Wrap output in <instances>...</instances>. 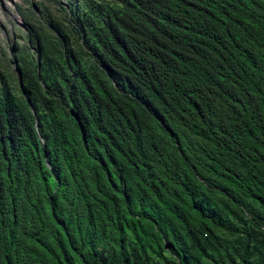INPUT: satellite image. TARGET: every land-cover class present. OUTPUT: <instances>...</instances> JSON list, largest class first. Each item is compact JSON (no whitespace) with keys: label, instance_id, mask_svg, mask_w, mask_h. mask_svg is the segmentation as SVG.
<instances>
[{"label":"trees","instance_id":"1","mask_svg":"<svg viewBox=\"0 0 264 264\" xmlns=\"http://www.w3.org/2000/svg\"><path fill=\"white\" fill-rule=\"evenodd\" d=\"M71 2L0 69V264H264V0Z\"/></svg>","mask_w":264,"mask_h":264},{"label":"rangeland","instance_id":"2","mask_svg":"<svg viewBox=\"0 0 264 264\" xmlns=\"http://www.w3.org/2000/svg\"><path fill=\"white\" fill-rule=\"evenodd\" d=\"M70 3L71 0H0V69H7L12 77L17 78L14 55L18 51L14 47L17 44L28 45L27 26L23 19L25 12L22 13L18 6H26L27 11L32 9L33 15L35 13L37 18L46 21L47 14L55 19L63 17L61 11L69 9Z\"/></svg>","mask_w":264,"mask_h":264},{"label":"water","instance_id":"3","mask_svg":"<svg viewBox=\"0 0 264 264\" xmlns=\"http://www.w3.org/2000/svg\"><path fill=\"white\" fill-rule=\"evenodd\" d=\"M18 74H19V75H22V71H21V70H18Z\"/></svg>","mask_w":264,"mask_h":264}]
</instances>
